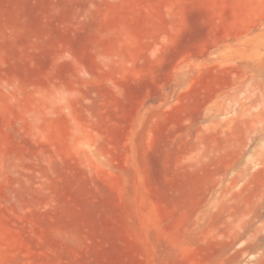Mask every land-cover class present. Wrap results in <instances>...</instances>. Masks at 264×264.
Here are the masks:
<instances>
[{
	"label": "rangeland",
	"instance_id": "1",
	"mask_svg": "<svg viewBox=\"0 0 264 264\" xmlns=\"http://www.w3.org/2000/svg\"><path fill=\"white\" fill-rule=\"evenodd\" d=\"M0 264H264V0H0Z\"/></svg>",
	"mask_w": 264,
	"mask_h": 264
}]
</instances>
